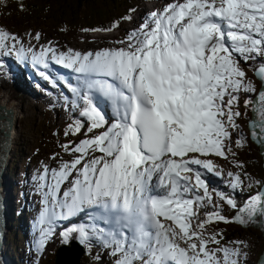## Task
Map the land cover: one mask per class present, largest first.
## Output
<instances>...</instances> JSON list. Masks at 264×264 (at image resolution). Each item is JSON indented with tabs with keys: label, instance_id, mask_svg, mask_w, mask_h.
<instances>
[{
	"label": "snow or ice",
	"instance_id": "obj_1",
	"mask_svg": "<svg viewBox=\"0 0 264 264\" xmlns=\"http://www.w3.org/2000/svg\"><path fill=\"white\" fill-rule=\"evenodd\" d=\"M119 26L117 21L108 29L83 31ZM117 43L125 46L94 53L47 46L34 52L0 29V54L15 53L23 60L27 51L45 70L51 61L79 74L81 81L70 89L83 101L85 119L70 123L64 135L85 138L62 144L73 158L58 168L45 165L37 177L42 196L37 253L56 234L57 221L93 209L110 227L95 226L94 217L91 233L85 226L60 231L63 243L76 234L88 245L95 235L112 248L115 264H242L245 243L222 244V233H208L206 225L264 222V188L238 207L233 196L210 191L205 177L224 178L209 157L235 156L231 140L239 129V94L257 91L241 65L264 57V0H172ZM258 63L254 73L264 83V61ZM39 74L52 80L45 71ZM93 92L111 102V123ZM244 106L253 113L251 138L264 150V87ZM246 142L240 134L235 146ZM236 167L243 165L236 162ZM243 177L251 187L248 173ZM244 179L229 171L225 183L235 191ZM213 193L236 210L234 216L222 214ZM208 208L200 220L198 213Z\"/></svg>",
	"mask_w": 264,
	"mask_h": 264
},
{
	"label": "rangeland",
	"instance_id": "obj_2",
	"mask_svg": "<svg viewBox=\"0 0 264 264\" xmlns=\"http://www.w3.org/2000/svg\"><path fill=\"white\" fill-rule=\"evenodd\" d=\"M6 0H3V2ZM159 0H130L123 6H118L115 10L111 11V15L119 21L120 26L118 29H113L112 31H83V25H72L64 26L61 29H56L57 22L39 23L36 20H31L27 22V25H21L17 27H12L10 24H4L0 19V29L6 30L7 32L16 35L22 42L23 47L27 50L31 48L36 52H39L43 47L52 46L57 52H66L68 49H73L81 53L95 52L102 49H111L121 46L117 41L123 40L128 33L129 27H132L134 21L138 16V12L143 13L149 11L151 5L158 3ZM171 2L172 0H163ZM2 2V1H0ZM157 5V4H156ZM53 8V5H51ZM17 9H21L18 7ZM134 10V11H130ZM90 10L85 11L82 19H86ZM131 15L132 19L129 21L122 20L121 18ZM9 16H14V14H9ZM144 20L141 21L143 23ZM108 29V28H107ZM40 34V38L35 39L36 34ZM51 42V44H49ZM19 47V46H17ZM27 54V51L25 52ZM31 55V54H30ZM18 61L15 53L9 54L7 56L0 54V93L4 90L16 93L15 98L11 95V99H15L16 105L14 108L15 122L13 129L16 134L14 137V145L12 149H9V155L6 159L8 166L5 167L4 172L7 177L8 173L12 174L16 180V185L21 188L22 184L29 183L30 189L37 188L38 179L37 177L43 171V167L47 165L51 168H58L59 164L64 160H71L73 155L65 153L61 148L62 144L72 141L73 143L78 142L80 139L85 138L83 133L77 134L75 136L68 135L65 136V130L70 123L75 120H84L85 118L80 116V112L83 108V101L71 91L68 80L63 86L65 92L61 88L55 87V83H49V86H41L36 82L28 83L24 80V86L33 87L35 90L40 92L31 93L29 90H24L16 86L15 80L16 76L13 75V66L11 59ZM258 61H264V57H259L258 60H250L247 64L242 62V68L246 73L245 80L250 81L256 88V93H243L239 94V111L241 116L237 118V124L239 129L235 133L231 140L232 153H228L227 158H220L211 156L210 159L213 160L214 164L218 166V170H222L223 177L221 184L225 188V193L231 192L233 197L236 199L238 207L246 201L249 194L253 195L257 191L261 190L264 186V158L260 153V145L252 140L248 122L252 118L253 113L251 111V106L245 109L244 100L248 97L254 99L259 88L264 87V83L259 81L254 74V69L259 66ZM17 76H20L17 73ZM61 82H64L61 80ZM15 83V84H14ZM7 84V85H6ZM21 91H19V90ZM52 90V91H51ZM18 93H17V92ZM20 93V95H19ZM26 93V94H25ZM55 94V95H53ZM70 95L71 99L69 103L66 100V95ZM45 99L48 101L44 102ZM45 103V104H44ZM19 112V113H18ZM86 131V129H85ZM242 134L247 141L245 146L237 148L235 146V139ZM91 135V134H89ZM41 140V142H40ZM44 142L50 143L48 146H43ZM15 149V150H14ZM40 151V152H39ZM78 155V154H76ZM99 155V153H97ZM253 161L256 166V171L250 170L248 175L251 177V187H249L250 181L244 179L243 173L246 172V167L249 162ZM236 162L243 165V168H237ZM8 173H6V169ZM26 169V175H22L23 169ZM231 171L233 173L240 172L241 178L244 179V184L242 190L238 189L233 191V189L227 187L225 180L227 178V173ZM259 181L260 183H255ZM11 181H9L10 183ZM11 185L15 188L14 182ZM63 187H66L63 186ZM250 195V196H251ZM18 198H20V189H18V194L13 195L12 203H17ZM214 202L220 203L222 205V214L227 217L234 216L236 210L232 209L230 206L219 201L218 198L213 195ZM33 208H31V211ZM212 210L211 208L202 209L198 213L199 219L203 220V211ZM38 219V217H37ZM30 224L33 223L29 220ZM195 225V222H194ZM7 247L12 248L15 252L13 245V234L14 226L11 228L7 226ZM220 232L223 236H229L228 238H223L222 244L229 245L231 241H243L246 247H242L243 253L246 255L241 258L242 264H256L257 261L262 257L264 250V235L260 228L252 225H241L238 223H223L216 222L206 225V232ZM228 232H235V234H228ZM19 245H21V238L19 235ZM62 242L60 235L57 233L53 238L47 243L43 253H37L35 245L30 242L29 246V264H54L53 263V252L54 249ZM103 243V242H102ZM89 245V244H88ZM79 246L80 254L76 261L78 264H104L103 253L108 249H102L101 251L96 250V245ZM186 246V245H181ZM235 247V245H229ZM210 247H215V245H210ZM26 248V247H25ZM31 248V250H30ZM94 249V252L91 251ZM21 251V248H18ZM27 250L22 253L25 255ZM52 259V260H51ZM51 260V262H50ZM72 262L71 264H77ZM67 264V263H65Z\"/></svg>",
	"mask_w": 264,
	"mask_h": 264
},
{
	"label": "trees",
	"instance_id": "obj_3",
	"mask_svg": "<svg viewBox=\"0 0 264 264\" xmlns=\"http://www.w3.org/2000/svg\"><path fill=\"white\" fill-rule=\"evenodd\" d=\"M0 19L4 24L12 27L27 25V22L36 20L39 23L57 22L56 29L64 26L83 25V29H107L117 19L111 11L123 6L130 0H0ZM53 5V8H51ZM20 7L21 9H17ZM89 11L87 18L82 19L84 12ZM14 16H9V14ZM91 32V31H87ZM41 142V140H40ZM50 143L44 142L43 146ZM245 146V145H244ZM256 171L253 161L249 162L246 172ZM229 192L228 194H230ZM14 224V223H13ZM232 235L235 232H228ZM74 236V234H73ZM229 236H223L228 238ZM54 252V251H52ZM53 254V253H52ZM52 260V259H51ZM50 260V262H51ZM21 264H25L20 260Z\"/></svg>",
	"mask_w": 264,
	"mask_h": 264
},
{
	"label": "water",
	"instance_id": "obj_4",
	"mask_svg": "<svg viewBox=\"0 0 264 264\" xmlns=\"http://www.w3.org/2000/svg\"><path fill=\"white\" fill-rule=\"evenodd\" d=\"M255 77H256V75H255ZM258 80L261 81L260 79H258ZM261 87L259 88V90L261 89ZM259 90H258V92H259ZM254 99H255V97H254ZM2 107L3 106L0 104V109H2ZM11 109H14L13 106H11V104L6 103V106L4 108V113H3L4 118H3L2 123H0V137H1V140H0V179H1L2 167L5 164L6 159L9 155V148L11 146V143H12V140L14 137L13 125L15 122V115L10 114ZM249 132L251 135L250 128H249ZM260 153L263 155V158H264V150L261 149V146H260ZM262 188H264V186ZM4 196H5V194H3V192L1 191V184H0V264H7V261L4 257V253H3L4 241L6 238V229H7V221H6V215H5L6 214V207H5ZM253 225H256L258 228H260L263 232V235H264V223L263 222L255 223ZM70 243H74L77 245V243H75V241H72V240L69 242V244ZM69 244L63 243V244L57 245V247L55 248V250L53 252V258L56 259L55 256L57 254V251H59V249L61 247L69 246ZM77 246L79 247V245H77ZM63 253L66 255L65 252H63ZM79 254H80V252H78L76 254L75 260L77 259ZM262 255H264V250H263ZM59 257H63V254L59 253ZM261 262H264V260L262 259ZM55 264H62L61 260L58 259V263H55ZM67 264H70V263L67 262ZM256 264H258V263H256Z\"/></svg>",
	"mask_w": 264,
	"mask_h": 264
},
{
	"label": "bare ground",
	"instance_id": "obj_5",
	"mask_svg": "<svg viewBox=\"0 0 264 264\" xmlns=\"http://www.w3.org/2000/svg\"><path fill=\"white\" fill-rule=\"evenodd\" d=\"M157 4V5H156ZM155 4V6L154 5H151V7L152 8H154V10H157V11H159V10H162V8L164 7V6H166V4H165V2L163 1V0H159L158 1V3H156ZM138 16L139 17H137L136 19H135V21H134V24H132V27L130 28L129 27V29H128V31H132V30H134V29H136V28H138L139 26H140V24H141V21L142 20H144L145 19V17H147V14H146V12H145V10H144V12L143 13H140V11L138 12ZM125 35H127L126 33H125ZM120 45H122V44H120ZM15 77V76H14ZM16 80H18V81H20V82H24V79H23V77L20 75V76H16ZM68 83L70 84V85H72V86H74V87H78V84L75 82V75H71L70 76V78L68 79ZM15 84V83H14ZM7 85V84H6ZM30 86V85H29ZM2 87L3 86H0V89H2ZM55 87H59V88H61L62 89V87L61 86H59V84L57 83L56 85H55ZM19 88H21V87H19ZM21 89H23V88H21ZM19 90V89H18ZM24 90H26V89H24ZM19 91H21V90H19ZM30 91V90H29ZM36 91L37 92H40L39 90H32L31 91V93H36ZM52 91V90H51ZM62 91L64 92V90L62 89ZM17 92V91H16ZM18 93V92H17ZM26 94V93H25ZM11 95H13L14 96V98H15V95H16V93H15V91L14 92H9L7 89L6 90H4V91H2L1 93H0V104L3 106L2 107V109H0V123H2V121H3V118H4V108H5V106H6V103H8V104H11V106H13V108H15V105H16V102H15V99H11ZM19 95H20V93H19ZM53 95H55V94H53ZM97 97H99V95H96ZM71 99V96L70 95H66V100H67V102L69 103V100ZM46 101H48V99H45L44 100V102H46ZM45 104V103H44ZM19 113V112H18ZM10 114H13V115H15V117L17 118V114H15V111H14V109H11V111H10ZM15 134H16V132H15V130H14V137H15ZM13 137V136H12ZM14 137H13V139H14ZM0 140H1V137H0ZM13 145H14V140H12V143H11V146H10V148L9 149H12V147H13ZM40 152V151H39ZM7 166V164H5V165H3V167L2 168H5ZM1 178H3V177H1ZM10 180V178H8V181ZM242 190V189H241ZM229 195H231V196H233V194L232 193H230ZM249 198V197H248ZM247 198V199H248ZM6 215V214H5ZM247 225H252L253 226V224H247ZM254 226H256V225H254ZM79 243V242H78ZM79 250H80V248L76 245V244H74V243H70V245L69 246H63V247H61L60 249H59V251H57V254H56V259H54L53 258V263L55 264V263H58V259H60L61 260V263L62 264H65V262L67 263V262H69L70 264L72 263V262H75V263H77V261L75 260V256H76V254L79 252ZM63 252H65L66 253V255L63 253ZM59 253H62L63 254V257H59ZM78 264V263H77ZM260 264H264L263 262H261Z\"/></svg>",
	"mask_w": 264,
	"mask_h": 264
}]
</instances>
